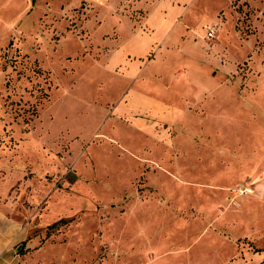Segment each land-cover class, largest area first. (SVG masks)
<instances>
[{"label":"rangeland","instance_id":"obj_1","mask_svg":"<svg viewBox=\"0 0 264 264\" xmlns=\"http://www.w3.org/2000/svg\"><path fill=\"white\" fill-rule=\"evenodd\" d=\"M98 7L0 0V261L264 264L229 235L264 245V0H193L139 74L107 66Z\"/></svg>","mask_w":264,"mask_h":264},{"label":"crops","instance_id":"obj_2","mask_svg":"<svg viewBox=\"0 0 264 264\" xmlns=\"http://www.w3.org/2000/svg\"><path fill=\"white\" fill-rule=\"evenodd\" d=\"M34 2L35 0H31L32 4H34ZM96 2L99 3V10L108 7L109 27L108 31L104 32L103 35L114 32L116 36V39L113 41H103V39L100 38L103 44L102 46L104 48L109 47L111 50V53L106 52L107 57L104 58V61L108 63L107 66L109 67L112 62L116 63L112 71L118 69L120 73H143L145 67L132 65L128 62L127 58L133 57L138 62L140 59L149 57L151 54L155 57L157 49L161 46H164L165 49L174 47L178 53L182 52V41H185L184 39L186 38L187 32L190 34V31H187L186 19L185 21L183 19L186 16L188 5L191 4L193 0H176L174 2L173 0H96ZM135 10H142L144 13L139 22H132L130 20V12ZM117 11H121L123 14H117ZM170 16L171 20L169 19ZM105 17V15L102 16V19L104 20ZM123 19H126L129 23V32L125 38L121 36V23ZM140 43L141 45H139ZM151 73H156V71H152ZM177 73L181 72L178 71ZM159 105L161 104L159 103ZM231 219L232 218L225 219L224 228L228 227V223L231 224ZM242 232L243 233H239L238 235L236 232H230L229 235L233 239L237 236H251L253 242L264 248L263 244H258L257 242L259 240V233H249L248 230ZM214 236L213 241L217 242L216 245L223 242L221 237L217 235ZM210 247H213L211 250L214 251L215 256H212L214 260L211 257L207 262L214 263L219 258L221 259L220 262H223L228 255L233 253L229 243H226L224 246L225 248L215 246L214 243ZM226 248H228L230 253L227 256L225 254L223 257L222 255L218 256V252H222ZM4 249V242L0 240V260L3 256ZM2 263L3 261H0V264ZM5 263L8 262L4 261L3 264Z\"/></svg>","mask_w":264,"mask_h":264},{"label":"trees","instance_id":"obj_3","mask_svg":"<svg viewBox=\"0 0 264 264\" xmlns=\"http://www.w3.org/2000/svg\"><path fill=\"white\" fill-rule=\"evenodd\" d=\"M59 224H66V221H64V220H59V221L53 223L52 225H50V226L48 227V230H51V229L56 228Z\"/></svg>","mask_w":264,"mask_h":264},{"label":"built area","instance_id":"obj_4","mask_svg":"<svg viewBox=\"0 0 264 264\" xmlns=\"http://www.w3.org/2000/svg\"><path fill=\"white\" fill-rule=\"evenodd\" d=\"M206 37L207 38L213 37V31L212 30L208 31L207 34H206Z\"/></svg>","mask_w":264,"mask_h":264}]
</instances>
